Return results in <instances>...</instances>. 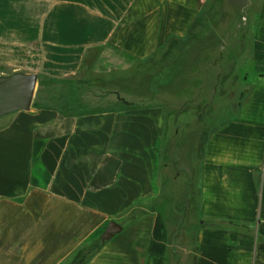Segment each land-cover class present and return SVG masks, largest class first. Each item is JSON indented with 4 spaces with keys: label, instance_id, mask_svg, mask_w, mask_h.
<instances>
[{
    "label": "crops",
    "instance_id": "crops-1",
    "mask_svg": "<svg viewBox=\"0 0 264 264\" xmlns=\"http://www.w3.org/2000/svg\"><path fill=\"white\" fill-rule=\"evenodd\" d=\"M203 1L0 0V77L37 76L0 117V264H264V0L241 50L205 55L232 67L182 53L176 102L103 107L77 80L92 51L185 41Z\"/></svg>",
    "mask_w": 264,
    "mask_h": 264
},
{
    "label": "rangeland",
    "instance_id": "rangeland-1",
    "mask_svg": "<svg viewBox=\"0 0 264 264\" xmlns=\"http://www.w3.org/2000/svg\"><path fill=\"white\" fill-rule=\"evenodd\" d=\"M261 5L262 0H204L200 22L195 23L185 41L172 38L151 57L141 61L117 55L109 59L99 50L92 51L84 59L77 80L88 86V97L97 98L98 105L103 107L109 105L107 99L110 98L121 104L130 102L138 106L161 104L168 98L176 102L184 95L183 88L178 90L176 85L178 60L182 62L184 58L182 53L186 52L185 60L190 66L200 63L207 67V63H216L217 67H232V59L226 64L222 57L213 60L205 55L214 48L224 51V37L230 34L239 38L234 39L233 51L241 50L240 39L257 35V22L262 21L257 17ZM244 48L248 50L247 46ZM208 96L207 90L202 91L201 102L204 103Z\"/></svg>",
    "mask_w": 264,
    "mask_h": 264
},
{
    "label": "water",
    "instance_id": "water-1",
    "mask_svg": "<svg viewBox=\"0 0 264 264\" xmlns=\"http://www.w3.org/2000/svg\"><path fill=\"white\" fill-rule=\"evenodd\" d=\"M37 76L35 74L14 73L10 76L0 77V117L16 111H28L30 109ZM122 226L116 222H109L100 241L111 239L120 232Z\"/></svg>",
    "mask_w": 264,
    "mask_h": 264
}]
</instances>
